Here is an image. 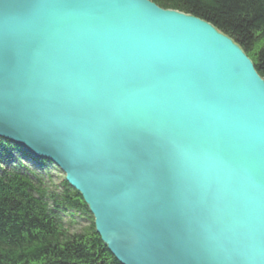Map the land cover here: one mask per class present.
Here are the masks:
<instances>
[{
  "label": "water",
  "instance_id": "water-1",
  "mask_svg": "<svg viewBox=\"0 0 264 264\" xmlns=\"http://www.w3.org/2000/svg\"><path fill=\"white\" fill-rule=\"evenodd\" d=\"M0 138L54 163L121 264H264V80L149 0H0Z\"/></svg>",
  "mask_w": 264,
  "mask_h": 264
},
{
  "label": "trees",
  "instance_id": "trees-1",
  "mask_svg": "<svg viewBox=\"0 0 264 264\" xmlns=\"http://www.w3.org/2000/svg\"><path fill=\"white\" fill-rule=\"evenodd\" d=\"M210 23L251 59L264 80V0H149ZM15 153L25 165L6 164ZM51 161L36 159L0 138V264H121L96 231L81 194ZM86 219L72 231L64 216Z\"/></svg>",
  "mask_w": 264,
  "mask_h": 264
},
{
  "label": "rangeland",
  "instance_id": "rangeland-1",
  "mask_svg": "<svg viewBox=\"0 0 264 264\" xmlns=\"http://www.w3.org/2000/svg\"><path fill=\"white\" fill-rule=\"evenodd\" d=\"M13 157H16L15 159L12 157L11 158H8V161L6 164H13V163H16L15 165H20L21 163H23L24 165L27 163L23 157H20V155L18 153H15ZM51 169V173L52 175L54 176V179H55V182L56 183H60V181L63 179V178H66L65 177V174L64 176H62L61 173H59L58 171H56V169H54L53 167L50 168ZM64 224L67 228H69L70 230L72 231H77V230H80L82 229L84 226L87 225V221L86 219H81L79 217H76L73 224V220L71 219V216L70 215H67V216H64Z\"/></svg>",
  "mask_w": 264,
  "mask_h": 264
}]
</instances>
